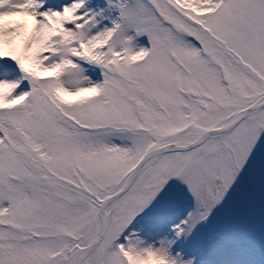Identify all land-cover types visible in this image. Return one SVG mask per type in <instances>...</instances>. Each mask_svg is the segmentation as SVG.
Listing matches in <instances>:
<instances>
[{
    "label": "snow or ice",
    "instance_id": "1",
    "mask_svg": "<svg viewBox=\"0 0 264 264\" xmlns=\"http://www.w3.org/2000/svg\"><path fill=\"white\" fill-rule=\"evenodd\" d=\"M0 264H264V0H0Z\"/></svg>",
    "mask_w": 264,
    "mask_h": 264
}]
</instances>
